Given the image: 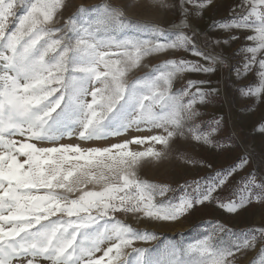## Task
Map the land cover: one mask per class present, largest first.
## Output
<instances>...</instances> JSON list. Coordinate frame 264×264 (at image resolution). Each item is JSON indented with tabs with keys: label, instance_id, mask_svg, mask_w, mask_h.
<instances>
[{
	"label": "snow or ice",
	"instance_id": "obj_1",
	"mask_svg": "<svg viewBox=\"0 0 264 264\" xmlns=\"http://www.w3.org/2000/svg\"><path fill=\"white\" fill-rule=\"evenodd\" d=\"M156 2L180 13L172 29L132 20L109 3L81 8L61 25L62 0H0V264H241L257 247L252 264H264V226L237 235L217 225L157 258L138 246L156 233L119 218L168 222L214 202L230 214L264 204V155L227 202L215 193L249 167L250 155L209 183L193 181L176 202L167 199L168 185L138 174L144 164L168 159L177 140L231 149L214 139L220 120L208 130L197 122V105L216 92L204 87L210 81L188 80L174 90L179 75L213 73L227 63L198 46L195 30L184 31L191 28L188 6L200 15L213 0ZM213 28L228 34L213 47L240 43L237 80L255 77L242 95L264 102V0H239ZM173 49L198 59H168L126 78L145 57ZM66 137L117 142L85 149L61 143Z\"/></svg>",
	"mask_w": 264,
	"mask_h": 264
},
{
	"label": "rangeland",
	"instance_id": "obj_2",
	"mask_svg": "<svg viewBox=\"0 0 264 264\" xmlns=\"http://www.w3.org/2000/svg\"><path fill=\"white\" fill-rule=\"evenodd\" d=\"M167 4L178 5L180 0H165ZM239 0H213V5L206 7L202 14L197 15L195 9L189 5L190 15L188 23L190 29L185 33L191 35L192 30L197 33L196 43L204 48L211 55L219 54L218 47H213L211 41L214 39H227L224 32L213 28L214 22L228 18L230 9ZM63 7L57 14L59 24H64L70 17L75 15L81 8H92L93 6L109 3L123 9L124 14L132 20L146 24H155L165 29H172V26L180 22L181 16L178 11L164 8L156 0H62ZM129 35L135 33L129 32ZM146 38V37H145ZM245 43H251L245 41ZM226 51L223 57L226 58V65L217 66L213 73H191L186 72L177 77L174 81V90L184 86L188 80H209L205 88L215 89L207 103L198 104L197 108L201 115L198 118L201 128L208 130L214 127V121L220 120V129L214 139L223 144L231 145V149L218 150L208 146L194 144L190 140H177L173 144V151L168 159L154 161L144 164L138 174L151 182L166 184L171 191L167 199L176 202L186 192H190L192 182L202 180L203 183L211 182L216 171L227 169L237 163V157L250 155L251 162L247 169L238 172L229 185L215 193L216 197L223 202L234 198L237 191L236 185L242 182L249 171H259L258 165L264 155V132L259 129L264 126V102L256 101L255 98L245 97L240 89L248 84L255 83L254 75L244 80H237L235 69L240 67L241 56L238 53L239 42L225 45ZM225 49L224 46H221ZM217 48V49H216ZM215 53V54H214ZM168 59H192L197 57L189 56L182 49L169 50L167 53L153 54L145 57L138 68L132 69L127 74V79L132 81L137 77L145 75L157 64ZM201 63H206L201 61ZM133 135H139L133 133ZM117 142L115 138L107 141L82 142L76 137L65 138L61 141L64 144H79L81 148L103 147L110 143ZM136 146H133L135 149ZM158 148L161 146H157ZM142 150V149H140ZM181 154H186L195 161L211 163V169L200 163L188 164L180 159ZM66 165V167H70ZM81 163H84L81 161ZM91 187V186H89ZM70 196L73 194H69ZM119 215V218L134 228L148 230L156 233L157 239L149 242H139L138 246L148 247L154 257L163 256L172 244L187 246L190 243L202 239L211 232L217 225H223L239 235L254 227L264 226V204L253 203L246 210L230 214L220 208L217 203H209L199 206L195 211L186 214L176 221L157 222L148 221L141 217L137 219L135 214ZM219 235H224L220 233ZM178 236V237H175ZM259 252L250 251L241 260V264H252ZM97 255H100L99 253Z\"/></svg>",
	"mask_w": 264,
	"mask_h": 264
},
{
	"label": "crops",
	"instance_id": "obj_3",
	"mask_svg": "<svg viewBox=\"0 0 264 264\" xmlns=\"http://www.w3.org/2000/svg\"><path fill=\"white\" fill-rule=\"evenodd\" d=\"M230 15V14H229ZM224 34H226L227 36H228V34L227 33H224ZM233 43V42H232ZM232 43H230V45L232 44ZM222 46H224L225 47V49L223 48V47H219L218 48V51L217 52H215V53H219V54H222V55H225V54H223V52H225L226 51V46L225 45H222ZM217 49V48H216ZM214 53V54H215Z\"/></svg>",
	"mask_w": 264,
	"mask_h": 264
},
{
	"label": "trees",
	"instance_id": "obj_4",
	"mask_svg": "<svg viewBox=\"0 0 264 264\" xmlns=\"http://www.w3.org/2000/svg\"><path fill=\"white\" fill-rule=\"evenodd\" d=\"M175 237H178V236H175Z\"/></svg>",
	"mask_w": 264,
	"mask_h": 264
}]
</instances>
